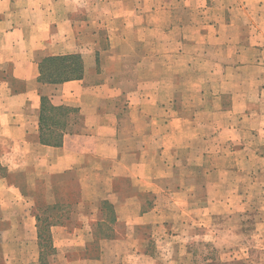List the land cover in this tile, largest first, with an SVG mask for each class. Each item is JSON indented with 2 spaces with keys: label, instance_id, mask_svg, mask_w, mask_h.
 Segmentation results:
<instances>
[{
  "label": "crops",
  "instance_id": "0c3cea01",
  "mask_svg": "<svg viewBox=\"0 0 264 264\" xmlns=\"http://www.w3.org/2000/svg\"><path fill=\"white\" fill-rule=\"evenodd\" d=\"M194 5L0 0V264H201L198 234L173 226L205 230L246 211L250 194L211 188L221 170L208 166L227 131L242 130L221 117L247 114L248 95L189 77L209 64L235 69L210 54L231 20ZM66 54L82 57V75L41 81L44 58ZM44 97L73 109L67 128L47 119ZM163 192L176 204L168 217Z\"/></svg>",
  "mask_w": 264,
  "mask_h": 264
},
{
  "label": "rangeland",
  "instance_id": "374dc122",
  "mask_svg": "<svg viewBox=\"0 0 264 264\" xmlns=\"http://www.w3.org/2000/svg\"><path fill=\"white\" fill-rule=\"evenodd\" d=\"M192 11L203 12L202 15L206 13L209 21L221 13L231 20L227 23L226 34L217 39L223 43L222 46L214 45L210 54L214 59L219 57L220 63L236 61L235 69L224 71L209 64L203 68H194L195 72L189 77L196 82L220 77L223 79L224 90L246 91L248 95L245 96L247 100H243V109H246L247 114L242 112L243 115L240 116L241 110H238L235 116L229 113L221 117L231 121V124L239 121L242 130L227 131L228 142L221 151V158L218 160L212 157L211 161H214L209 163L208 168L217 165L216 168L221 170V175L211 176V188H224L226 193H230L233 186L240 187L242 195L250 194V201L246 211L236 210L232 211L234 213L228 212L231 214L227 213L225 218H214L205 230L200 227L184 228L182 221L177 226L174 225L172 230L177 233L184 230V237L198 234L195 239L201 242L194 247L201 264H264V0H208V3L195 0ZM241 32L244 34L243 42H240ZM99 38L104 40L102 35ZM85 40L89 42L88 39ZM230 53L233 57H230ZM251 97L257 100L251 102ZM245 103L248 104L247 107L244 106ZM230 141H235L236 145H242L243 148L232 150ZM244 150L252 153V157L247 156L250 158L249 163L243 161ZM232 151L236 153L228 155ZM173 198L170 192L160 193L157 198V204L164 208L167 217L176 212V204L171 206ZM51 233L52 230L49 229L46 236ZM199 235L203 238L198 237Z\"/></svg>",
  "mask_w": 264,
  "mask_h": 264
},
{
  "label": "trees",
  "instance_id": "16d2710c",
  "mask_svg": "<svg viewBox=\"0 0 264 264\" xmlns=\"http://www.w3.org/2000/svg\"><path fill=\"white\" fill-rule=\"evenodd\" d=\"M82 63L83 60L79 54H66L62 56L46 57L44 58L40 66V71H41L40 79L43 82L58 83V82L70 80L72 78H78L83 73ZM42 102H43L44 112L47 113H50V111L52 112V115H49L47 119L52 124H56V125L59 124L60 126L64 125L63 127L67 128V124H69V122L67 121L69 118L66 119V115L69 112H72L73 109L64 106L60 108H56L51 103H49V100L46 97L42 99ZM47 231L49 232V229L48 227H45L44 232L42 233L41 236L42 239H44L47 242H50L51 237L49 235L46 236ZM46 245L47 247H49V249H51V247L49 246L50 244H46Z\"/></svg>",
  "mask_w": 264,
  "mask_h": 264
}]
</instances>
